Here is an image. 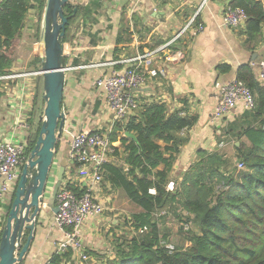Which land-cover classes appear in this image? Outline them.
Instances as JSON below:
<instances>
[{
    "label": "trees",
    "instance_id": "1",
    "mask_svg": "<svg viewBox=\"0 0 264 264\" xmlns=\"http://www.w3.org/2000/svg\"><path fill=\"white\" fill-rule=\"evenodd\" d=\"M46 1L3 0L0 3V78L13 72L30 12L35 10L41 21ZM101 6V0H91L88 5L69 3L65 6L68 24L62 44L66 66L77 38L74 29L78 22L91 19ZM231 6L247 14L248 43L261 38L264 2L233 0ZM129 30V21L123 19L115 54L130 36ZM31 37L33 43L28 44L27 51L33 48L35 52L25 67L40 71V27ZM219 70L229 73L231 68L221 66ZM236 78L252 91L256 106L222 129L224 140L239 144H234V157L219 150L198 151L197 159L182 174L174 193L167 191V185L185 142L182 134L197 125L198 117L184 115L181 110L170 113L165 104L155 102L140 105L125 124L116 125L111 139L116 142L118 132L126 134L121 139L126 155L121 166L105 165L104 182L113 190H123L141 211L132 216L135 236L117 241L116 259L109 264H264V86L257 80V69L252 65L240 67ZM3 96L0 81V104ZM40 131L41 126L36 135L30 137L27 157L35 148ZM127 135H134L135 139ZM118 154L116 149L114 156ZM238 163L245 166L244 170L237 168ZM69 190L81 195L72 184ZM151 190L156 194H151ZM173 205L177 207L176 216L183 223L193 221L200 233L189 236V246L176 248L169 254L162 246L167 238L157 215ZM10 208L11 205L8 213ZM88 254L92 255L90 251ZM73 261L69 250L65 254L55 253L47 264H72Z\"/></svg>",
    "mask_w": 264,
    "mask_h": 264
},
{
    "label": "crops",
    "instance_id": "2",
    "mask_svg": "<svg viewBox=\"0 0 264 264\" xmlns=\"http://www.w3.org/2000/svg\"><path fill=\"white\" fill-rule=\"evenodd\" d=\"M2 1L0 0V3ZM83 1L72 0L71 3L83 5ZM101 1L102 6L95 12L97 13L95 14L96 17L92 16L91 19L87 18L84 22H78L75 28L77 38L71 48L70 63L67 65L75 68V70L66 73L62 105V111L66 116L64 129L66 133L63 134L57 145L49 193L54 187L60 163L64 162L65 159L69 160V165L66 168L64 178L72 175L74 182L77 179L75 173L71 174V172H75V165L68 155L69 135L106 129L110 123L112 115L107 107L106 96L104 91L97 86L96 81L123 69L121 65L111 67V63L130 59L138 53L143 54L168 43L195 17L198 23L204 25V30L196 36L188 32L178 46L186 53L184 63L168 66L167 79L149 80L146 86L136 91L137 101L141 105L162 103L168 107L170 113L181 110L184 115L198 117L197 125L182 134L185 142L177 156L170 181L174 182L176 186L181 182L182 174L197 159L198 151L219 150L217 148L218 143L225 141L229 143L228 148L219 151L234 157L235 143L224 140L225 137L221 134L222 129L227 123L234 121L248 111L244 109L242 104H239L229 116L214 125L211 119L219 101L216 85L236 79L240 67L252 65L264 58V26L261 38L251 43H248L246 26L225 27V10L233 0ZM258 1L264 2V0ZM35 19H37V15L31 13L28 18L31 26ZM123 19L129 23L132 19L133 26H130V36L119 45V50L115 54ZM27 32L32 35L36 31L34 32L28 26ZM18 58L20 57H17L14 62L13 72H15V67L21 65L22 60ZM158 58H155L156 66L163 64ZM74 60L77 61L76 65H73ZM117 66L122 68L118 69ZM221 66H229L231 71L222 73L219 70ZM21 67L26 72H37L28 70L23 61ZM42 79L39 76L27 81L31 87L35 86L37 89L38 100V89L39 91L42 90ZM21 81H3L5 94L0 104V137L4 139L13 137L11 127L18 111L11 106L10 102L11 97L17 91V84ZM38 100L33 113L25 112L29 116L32 135L34 126L40 125V121H43L40 115H37ZM42 100L45 101L44 95ZM107 113L110 118L104 116L105 119H103L102 115ZM105 121H108L107 126L103 125ZM118 135L119 138L115 144L119 154L113 156L110 163L121 166L126 155L121 139L126 134L118 132ZM160 144L163 145V143ZM235 145L238 146L239 144L236 143ZM97 191L99 199L105 206V212L100 218L89 220L83 228V241L92 253L90 255L91 261L82 263L75 258L72 264H109L116 259L115 246L117 241L123 242L135 236L132 216L141 210L127 198L123 190H113L106 182L98 187ZM11 203L7 200L2 204L0 229L1 227L4 229L8 215L7 209ZM176 208V205H173L165 209L163 212L166 214L160 217V228L167 238V242H169V234L166 230V223L172 215L176 216ZM178 213L181 215L180 211ZM54 215L50 208L44 209L36 224L37 230L31 251L22 264H47L56 253L55 246L61 234L54 225ZM176 217L178 218V216ZM189 224L195 226L193 234L200 233L193 221H190ZM108 226L113 229L107 230Z\"/></svg>",
    "mask_w": 264,
    "mask_h": 264
},
{
    "label": "built area",
    "instance_id": "3",
    "mask_svg": "<svg viewBox=\"0 0 264 264\" xmlns=\"http://www.w3.org/2000/svg\"><path fill=\"white\" fill-rule=\"evenodd\" d=\"M90 1L84 0L83 3L88 5ZM31 13L37 15L35 10ZM247 20V14L243 9L227 6L224 15L225 27H244ZM130 26H133L132 19ZM203 30L204 25L198 23L195 17L168 43L143 54L138 53L130 59L111 63V67L121 65L123 69L96 81L97 86L104 91L107 107L112 116L106 129L69 135L68 155L75 165V172L73 171L71 174L75 173L77 179L74 182L72 175L64 178L57 193L56 206L59 211L54 215V225L61 234L55 246L57 254H65L71 250L74 260L76 258L82 263L91 261V256L88 254L89 249L83 241V228L89 220L98 219L105 212V206L98 197L97 189L104 183L105 165L110 163L116 150V144L111 139L114 129L118 124H125L140 109L141 104L137 101L136 90L146 86L151 79H167L168 66L184 63L186 53L178 46L185 35L191 32L193 36H196ZM156 57H159L158 60L163 64L156 66ZM252 66L257 69V80L264 86V58L253 63ZM72 70L75 68L66 66V73ZM41 74V71L18 70L0 78L3 93L5 92L3 81L22 80L17 84V91L11 97L10 102L11 106L18 111L11 127L13 137L11 139L0 137V211L3 203L7 200L12 202L23 171L22 168L28 160L26 153L32 136V126L29 123V116L25 112L33 113L36 109L37 89L35 86L31 87L27 81L42 77ZM216 88L219 101L211 119L214 125L229 116L239 104H242L247 111L255 109L256 102L252 91L237 78L224 84L217 83ZM228 146V142L222 141L218 143L217 148L226 150ZM237 168L244 170L245 166L238 163ZM69 184L78 188L81 195L70 191ZM167 191L171 193L176 191L174 182L167 185ZM150 193L156 194L155 190H151ZM46 197L48 199L49 195ZM42 208H48L47 201L43 203ZM165 214L166 212H161L157 216L162 217ZM190 226L189 223H183L185 233L190 231ZM0 233L2 237V227ZM162 246L169 254L176 251V246L167 241H163Z\"/></svg>",
    "mask_w": 264,
    "mask_h": 264
},
{
    "label": "water",
    "instance_id": "4",
    "mask_svg": "<svg viewBox=\"0 0 264 264\" xmlns=\"http://www.w3.org/2000/svg\"><path fill=\"white\" fill-rule=\"evenodd\" d=\"M72 0H47L41 33V75L44 82V121L35 148L18 182L0 242V264H21L30 253L35 240L37 221L42 216L43 203L54 214L57 193L65 177L69 160L60 163L55 184L49 193L51 172L56 149L65 129L66 116L62 111L66 84V65L62 40L68 19L65 6ZM74 12H77V7ZM74 13V14H75ZM138 91V90H136ZM135 139L133 135H127ZM47 195L49 198L47 199Z\"/></svg>",
    "mask_w": 264,
    "mask_h": 264
},
{
    "label": "rangeland",
    "instance_id": "5",
    "mask_svg": "<svg viewBox=\"0 0 264 264\" xmlns=\"http://www.w3.org/2000/svg\"><path fill=\"white\" fill-rule=\"evenodd\" d=\"M43 19H44V14L42 16L41 21L38 20V16H37V19H35V21H32L33 22L32 26L30 25L31 19L29 20V22L27 21L26 29L24 31V40H23V43L21 44V46L19 47V49L17 51V57H20L18 59L22 60L26 67H27V63L30 61V59L32 58V56L35 52V50L33 48H31L30 51L29 50L27 51L28 44L33 43L31 34L27 32V27L30 26V28H32L34 32L37 30V28L40 27L41 33H42ZM74 31H75V29H74ZM22 61L20 62L21 65H22ZM21 65L19 67H15V71L16 70H23ZM32 71H35V70H32ZM42 81H44V80L42 79ZM43 89H44V82L42 84V90L40 89V91H39V89H38L39 100L37 99L39 102V108L37 109V115H40V117L44 121V110H45L46 104H45V101L42 100V96L44 95ZM102 116H103V119H105L104 116L110 118V115L108 113L105 115H102ZM43 121H40V123H41L40 125L37 124L34 126L35 128L33 130L32 138L36 135L40 126L42 127ZM103 125L107 126L108 121L103 122ZM69 139H70V137H69ZM166 227H167L166 230L169 234V243L170 244L175 245L176 248H180V247L186 248L187 246L190 245V241H187V238H189V236H191L193 234V229L195 228V226H193V224H191V226H190V231H191L190 234H189V232L185 233L183 230L182 220L180 218H177L176 216L172 215L170 217V219L168 220V222L166 223ZM112 229L113 228H110L109 226L107 227V230H112Z\"/></svg>",
    "mask_w": 264,
    "mask_h": 264
}]
</instances>
